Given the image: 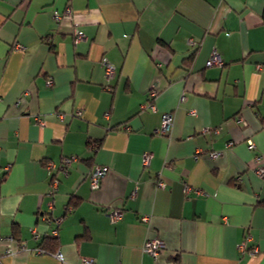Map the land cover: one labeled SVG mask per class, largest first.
<instances>
[{
	"label": "crops",
	"instance_id": "0c3cea01",
	"mask_svg": "<svg viewBox=\"0 0 264 264\" xmlns=\"http://www.w3.org/2000/svg\"><path fill=\"white\" fill-rule=\"evenodd\" d=\"M258 154L264 0H0L1 264H264Z\"/></svg>",
	"mask_w": 264,
	"mask_h": 264
},
{
	"label": "built area",
	"instance_id": "2783aa9c",
	"mask_svg": "<svg viewBox=\"0 0 264 264\" xmlns=\"http://www.w3.org/2000/svg\"><path fill=\"white\" fill-rule=\"evenodd\" d=\"M72 16V12L70 10V8H66V10L64 11L63 14H59L58 12L54 13V17L56 18V20L61 19L62 17H68L70 18ZM74 30V39L75 41L81 40L84 38V33L83 31L75 26L73 28ZM191 43H193L191 40H189ZM102 65L104 67V76L105 79L109 80L111 77L114 76V74L116 73L115 70V66L113 65L112 62H110L107 58L103 57L101 59ZM222 63L220 55L214 50L212 51L209 59L206 61V65H220ZM47 83L50 84L51 83V79L49 78L47 80ZM156 94V90L153 88L152 90H150V97H154V95ZM148 107L150 110L154 111L155 110V106L154 104L150 101L147 105L143 104L142 108ZM191 113H194V110H190ZM75 114L79 115L81 114L80 110H76ZM241 120V119H240ZM242 121V120H241ZM173 123V114L172 113H163L161 115V121H160V125L154 129V132H156L157 134H162L165 135L169 132L171 126ZM248 142V147L252 148L254 146V144L252 143V141L250 139L247 140ZM229 144H231V142H229ZM211 156L217 155L218 153L216 152H211L209 153ZM152 157V153L151 152H144L142 155V162L144 165L148 164L150 159ZM65 162L69 161L67 158L64 160ZM254 161L256 163V166L253 168V171L261 178H264V156L262 155H256L254 157ZM108 166L106 165H97L89 174V181H90V187L92 189H97L100 185V181L101 178L107 173L108 171ZM159 186H163L164 182L159 180L158 182ZM121 216V211L120 210H115L112 211L111 213H109V217L111 221H115L117 220L119 217ZM142 220H146L147 217L144 215L141 217ZM55 223L58 224V222L60 221L59 218H55ZM250 238H246L243 241H241L238 244V251L240 253H246L249 256H256L259 253V249L257 248V246H253L251 248H246V244L247 241ZM11 241V238H1L0 237V241ZM164 246L162 239L158 238V237H154V238H150L147 239L142 248L145 252H148L151 256H153L154 258L158 255L160 249ZM54 256L60 260L63 261L64 260V256L62 254V252L57 251L54 253ZM1 264V261H0ZM81 264H95L94 261L90 258H83L82 263Z\"/></svg>",
	"mask_w": 264,
	"mask_h": 264
},
{
	"label": "trees",
	"instance_id": "16d2710c",
	"mask_svg": "<svg viewBox=\"0 0 264 264\" xmlns=\"http://www.w3.org/2000/svg\"><path fill=\"white\" fill-rule=\"evenodd\" d=\"M55 237L52 235V237H50V240H51V242H55ZM50 250V249H49ZM51 251V250H50Z\"/></svg>",
	"mask_w": 264,
	"mask_h": 264
}]
</instances>
